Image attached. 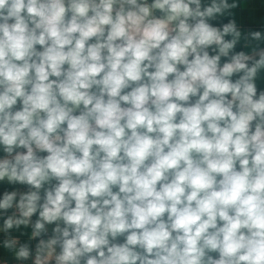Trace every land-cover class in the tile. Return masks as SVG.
I'll list each match as a JSON object with an SVG mask.
<instances>
[{
    "label": "clouds",
    "instance_id": "obj_1",
    "mask_svg": "<svg viewBox=\"0 0 264 264\" xmlns=\"http://www.w3.org/2000/svg\"><path fill=\"white\" fill-rule=\"evenodd\" d=\"M247 7L0 0V264H264Z\"/></svg>",
    "mask_w": 264,
    "mask_h": 264
},
{
    "label": "crops",
    "instance_id": "obj_2",
    "mask_svg": "<svg viewBox=\"0 0 264 264\" xmlns=\"http://www.w3.org/2000/svg\"><path fill=\"white\" fill-rule=\"evenodd\" d=\"M245 25L252 29H257L261 26H264V7H262V0H248V7L243 13ZM256 21H261L260 24H257ZM2 258V255H0Z\"/></svg>",
    "mask_w": 264,
    "mask_h": 264
}]
</instances>
